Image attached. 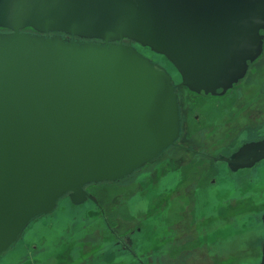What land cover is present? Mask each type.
Returning a JSON list of instances; mask_svg holds the SVG:
<instances>
[{
  "label": "water",
  "instance_id": "water-1",
  "mask_svg": "<svg viewBox=\"0 0 264 264\" xmlns=\"http://www.w3.org/2000/svg\"><path fill=\"white\" fill-rule=\"evenodd\" d=\"M257 19L264 0H0V257L64 197L104 215L86 187L119 182L177 142L172 77L132 44L214 96L260 55ZM262 160L264 138L213 158L233 173Z\"/></svg>",
  "mask_w": 264,
  "mask_h": 264
},
{
  "label": "rangeland",
  "instance_id": "rangeland-1",
  "mask_svg": "<svg viewBox=\"0 0 264 264\" xmlns=\"http://www.w3.org/2000/svg\"><path fill=\"white\" fill-rule=\"evenodd\" d=\"M158 60L180 83L174 68L163 57L159 56ZM214 102H201V111L207 117L205 122L204 117L200 123L192 118L186 122L185 132H191L190 142L198 148L207 146L210 150H220L221 145L231 143L235 126L232 122L225 125L216 119ZM226 119L229 121L231 115ZM181 154L168 170L164 165H155L148 180L131 179L121 190L120 186H105L91 191L96 193L95 198L112 228L120 234L141 229L135 237L137 254L149 256L148 249L155 246L161 264H210L202 260L205 257V249L201 248L203 236L202 232L200 236L194 233L197 227L193 225V217L196 213L219 210L223 204L233 206V201L227 197L234 192L232 180L235 176L229 180L225 175L217 176L214 172L215 169L221 171V164L197 160L189 153ZM213 176L216 184L210 185ZM70 204L67 198L60 199L52 214L30 222L15 246L0 257V263L25 264L31 258V264H136L122 251L115 252L117 247L113 246L112 250L114 240L111 241L99 212L92 214L88 203L81 210L71 209ZM199 228L202 231V225ZM233 233L232 228L223 232L225 243L234 242ZM207 239L214 240L210 234ZM231 242L226 244L227 248L237 253ZM237 259L224 264L242 261L241 257Z\"/></svg>",
  "mask_w": 264,
  "mask_h": 264
},
{
  "label": "flooded vegetation",
  "instance_id": "flooded-vegetation-1",
  "mask_svg": "<svg viewBox=\"0 0 264 264\" xmlns=\"http://www.w3.org/2000/svg\"><path fill=\"white\" fill-rule=\"evenodd\" d=\"M0 32L6 30L0 29ZM23 32L35 34L31 29H25ZM262 36V50L260 55L253 62H247L245 74L238 79L232 87L221 94L222 90L218 89L217 95L210 94H195L188 91L177 83L171 75L173 84L176 86L178 96V108L180 115V136L178 142L170 150L163 152L153 163L145 165L143 168L135 171L130 175L131 179L148 180L151 177V169L154 171V166H165L169 169L171 163L176 160L177 155L183 153L192 154L195 159L212 161L214 164H221V171L215 169L217 176H223L229 180L231 176H235L232 180L234 192L227 198L233 201V210L231 215L224 217V211H214L215 216L209 218L206 216L203 219L202 236L205 249L206 260L210 264H224L235 258H240L242 261H236L235 264H261L262 263V248H263V232L264 224L262 216L264 214V160L256 163L250 169H240L237 172H231L227 165L223 162H214L213 158L218 156L229 157L235 153L242 145L259 142L264 138V30L259 31ZM64 39H69L63 36ZM122 44H132L127 40H123ZM138 52L150 59L152 62L161 65L158 60L159 55L153 54L147 48H142L136 44H132ZM162 66V65H161ZM173 72L176 73L175 70ZM177 74V73H176ZM199 97L200 101L213 102V108L216 110V119L222 124H234V131L230 144L221 145L220 150H210L207 146L200 147L191 143L192 135L183 134V128L186 127V122L192 118L195 123L204 122L207 117L201 111V102L193 97ZM198 113V114H195ZM231 115V119L227 121L226 117ZM185 125V126H184ZM203 126V124L201 125ZM182 137V138H181ZM181 142V143H180ZM193 144V145H188ZM198 149H197V148ZM179 150L180 153L177 151ZM194 159V158H193ZM149 165L151 167H149ZM213 173V174H214ZM122 181V180H121ZM214 176L210 180V185H215ZM126 182H122V185ZM243 188H245L243 190ZM165 196V194H163ZM103 211V210H102ZM229 213V212H228ZM104 214V212H103ZM102 215V213H101ZM105 217V214L102 215ZM106 218V217H105ZM107 220V219H106ZM231 224L234 233V243L237 253L232 251L224 253V238L223 227L225 224ZM109 224V223H108ZM108 234L114 240V245L124 254L129 255L132 261L136 264H161L160 258L156 251L151 256L145 253L137 254L134 250L135 237L140 233V228L132 229L126 234H120L116 229L106 227ZM211 235L214 240L207 239ZM231 238V239H232ZM237 243V244H236ZM242 243V245H241ZM155 248V246L153 247ZM214 249H219L214 251ZM237 259V260H238ZM264 264V262H263Z\"/></svg>",
  "mask_w": 264,
  "mask_h": 264
},
{
  "label": "trees",
  "instance_id": "trees-1",
  "mask_svg": "<svg viewBox=\"0 0 264 264\" xmlns=\"http://www.w3.org/2000/svg\"><path fill=\"white\" fill-rule=\"evenodd\" d=\"M160 57H162V56H160ZM196 97V96H195ZM197 98H199L198 96H197ZM189 135V133L188 132H185V128H183V134H182V136H184V135ZM182 138V137H181ZM179 140V139H178ZM178 142V141H177ZM181 143V142H180ZM172 147L173 146H171L170 148H168L167 149V151L168 150H170V149H172ZM166 151V150H165ZM164 151V152H165ZM155 161V160H154ZM149 167H151L150 165H149ZM129 178H130V176H128L127 178H125V179H123L122 181H119V182H116V183H107V182H105V183H99V184H91V185H88L87 187H86V191L89 193V194H91V195H93L94 197H96V193L95 194H92V191H91V189L92 188H100V187H107V186H109V187H112V186H120L119 188H120V190L122 189V182H128L129 181ZM161 193H164V192H161ZM164 194H166V193H164ZM166 196V195H165ZM65 198H67V197H64V198H62V199H65ZM225 202V201H224ZM227 202V201H226ZM88 204H90L91 205V208L89 209V211L93 214H98V212L100 213V216L102 217V215H101V211L99 210V208H97L96 206H94L92 203H90V202H87ZM87 203H85V204H87ZM99 203V202H98ZM85 204H83V205H80V206H73L72 204H70V207H71V209H76V210H81L82 208H84V205ZM99 206L101 207V209L104 211V209H103V207L100 205V203H99ZM216 210H218V209H216ZM215 210V211H216ZM220 211H224V217L226 216V215H231V211L233 210V206L232 205H230V206H225L224 204H223V206L221 205L220 206V209H219ZM218 210V211H219ZM229 212V213H228ZM161 213H163V212H161ZM160 213V214H161ZM206 216H208L209 218H211V217H213V216H215V214H214V212H210V213H206V212H201V213H196V214H194V217H193V225L195 224L196 225V227L198 228H196V229H194V233L196 234H199V236L201 235V230H200V228L199 227H201V225L203 226V222H202V220L206 217ZM40 217H42V216H40ZM40 217H38V218H40ZM105 217H106V219H107V222L109 223V221H108V217L106 216V214H105ZM103 219V218H102ZM34 221V220H33ZM103 223H104V220H103ZM110 225V224H109ZM104 227H105V229H106V225H105V223H104ZM111 227V226H110ZM112 228V227H111ZM231 228H232V230H233V232H234V229H233V227H232V225L229 223V224H225L224 225V227H223V232L224 233H226L227 231H230L231 230ZM106 231H107V229H106ZM110 236V235H109ZM111 238V237H110ZM230 239V238H229ZM111 241H112V238H111ZM153 242V241H152ZM229 242H231V241H229ZM229 242H227V243H225V239H224V246H223V249H224V253H225V257L227 256V252H230V250H229V248H227V245L226 244H228ZM113 246L114 247H116L114 244L112 245V250H113ZM154 247V246H153ZM153 247H150L148 250V255L149 256H151L152 254H154V251H155V249L153 248ZM115 252H117V251H119L120 252V250H114ZM123 253V252H122ZM129 256V255H128ZM33 262V260L31 259V258H29V259H27L26 261H25V264H31ZM1 264V263H0ZM22 264H24V263H22ZM69 264H71V263H69Z\"/></svg>",
  "mask_w": 264,
  "mask_h": 264
},
{
  "label": "clouds",
  "instance_id": "clouds-1",
  "mask_svg": "<svg viewBox=\"0 0 264 264\" xmlns=\"http://www.w3.org/2000/svg\"><path fill=\"white\" fill-rule=\"evenodd\" d=\"M256 23H264V21H260V20H255Z\"/></svg>",
  "mask_w": 264,
  "mask_h": 264
}]
</instances>
